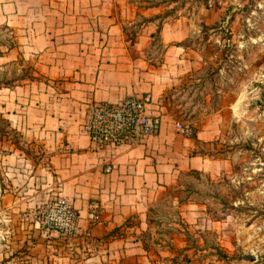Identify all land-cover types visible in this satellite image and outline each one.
I'll list each match as a JSON object with an SVG mask.
<instances>
[{
	"label": "rangeland",
	"instance_id": "obj_1",
	"mask_svg": "<svg viewBox=\"0 0 264 264\" xmlns=\"http://www.w3.org/2000/svg\"><path fill=\"white\" fill-rule=\"evenodd\" d=\"M33 2L0 0V116L11 126L7 135L0 131V264H264V0H149L173 5L158 15L159 22L182 17V39L170 44L177 46V56L196 61L168 82L164 123L172 121L181 134L175 127L181 122L189 138L202 127L213 128L218 139L197 141L194 151L219 163L210 172L177 173L175 183L159 188L149 202L151 222L137 235L150 249V260L139 259L136 249L110 258L108 236L58 234L40 222L52 201L66 197L47 192V149L40 137L14 125L13 114L58 103L66 81L34 72L39 53L30 54L28 46L41 36L43 47L44 34L31 28L45 18L30 13ZM60 17L59 12L55 21ZM14 37L16 46L8 49ZM148 56L151 67L166 56L158 32ZM33 74L38 79L28 77ZM131 94L153 99L151 92ZM249 253L256 261L237 260Z\"/></svg>",
	"mask_w": 264,
	"mask_h": 264
},
{
	"label": "crops",
	"instance_id": "obj_2",
	"mask_svg": "<svg viewBox=\"0 0 264 264\" xmlns=\"http://www.w3.org/2000/svg\"><path fill=\"white\" fill-rule=\"evenodd\" d=\"M33 7L30 13L45 18L43 25L34 23L31 28L44 34L43 47L37 42L41 36L28 46L30 54L39 53H35L39 59L34 72L50 81H66V87L58 103L52 100L43 108L30 107L24 115L17 110L14 125L40 137L48 152L47 192L66 197L78 209L82 236L88 234L92 240L108 236L110 258L136 249L139 259L150 260V249L137 235L151 222L149 202L159 188L175 183L177 173L219 167L209 153L194 151L197 141L208 143L218 136L206 126L189 138L176 133L167 120L160 133L135 144L98 146L90 140L85 121L90 103L116 102L133 92H151L152 112L168 119L163 100L168 82L176 80V70L182 73L196 63L177 56V46L170 44L181 41L184 21L167 16L159 22L158 15L173 5L149 0H34ZM59 12L62 21L56 22ZM160 26L166 56L158 67H151L155 63L148 50ZM93 199L101 204L95 218L89 210Z\"/></svg>",
	"mask_w": 264,
	"mask_h": 264
},
{
	"label": "built area",
	"instance_id": "obj_3",
	"mask_svg": "<svg viewBox=\"0 0 264 264\" xmlns=\"http://www.w3.org/2000/svg\"><path fill=\"white\" fill-rule=\"evenodd\" d=\"M150 95L128 94L116 102H93L87 111L85 130L93 144L98 146L135 144L148 136L162 131L163 117L154 113L149 106ZM175 127L181 134L189 129L176 121ZM108 165L106 171L110 172ZM98 200L89 202L90 215L95 218L100 211ZM79 212L71 201L58 197L45 209L41 223L58 234H74L79 231Z\"/></svg>",
	"mask_w": 264,
	"mask_h": 264
},
{
	"label": "trees",
	"instance_id": "obj_4",
	"mask_svg": "<svg viewBox=\"0 0 264 264\" xmlns=\"http://www.w3.org/2000/svg\"><path fill=\"white\" fill-rule=\"evenodd\" d=\"M1 28H4V29H8L12 32L13 34V31L12 29L8 26V25H3ZM160 30H161V26L159 27L158 29V33H160ZM14 35V34H13ZM155 37V35H154ZM16 46V41H15V37H14V40L12 41V43L10 44L9 48L8 49H11V48H14ZM2 55V52L0 51V56ZM31 80H36L38 79L34 74L33 75H30L28 76ZM7 127H11L10 126V121L6 118H4L2 115L0 116V131L3 132V134L7 135L9 134L8 130H7ZM16 131V130H15ZM144 248L145 249H148V246L146 244H144Z\"/></svg>",
	"mask_w": 264,
	"mask_h": 264
},
{
	"label": "water",
	"instance_id": "obj_5",
	"mask_svg": "<svg viewBox=\"0 0 264 264\" xmlns=\"http://www.w3.org/2000/svg\"><path fill=\"white\" fill-rule=\"evenodd\" d=\"M237 10V7L232 8V10L230 11V15L234 14V12ZM262 86L264 88V82H262ZM256 255L249 253V254H243L241 256H239L237 258L238 261L244 260V261H248V262H254L256 261Z\"/></svg>",
	"mask_w": 264,
	"mask_h": 264
}]
</instances>
